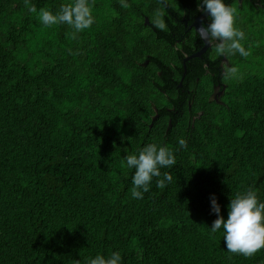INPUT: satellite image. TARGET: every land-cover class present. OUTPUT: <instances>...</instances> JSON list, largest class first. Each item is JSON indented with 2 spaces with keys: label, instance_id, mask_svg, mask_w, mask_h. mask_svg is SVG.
Segmentation results:
<instances>
[{
  "label": "trees",
  "instance_id": "obj_1",
  "mask_svg": "<svg viewBox=\"0 0 264 264\" xmlns=\"http://www.w3.org/2000/svg\"><path fill=\"white\" fill-rule=\"evenodd\" d=\"M126 2L87 0L94 23L73 39L0 0V264H264V248L230 253L210 229L213 195L225 220L237 193L264 203V0H224L247 58L209 46L184 65L204 45L181 20L198 0H166L167 31L151 24L159 0ZM150 143L173 152V180L136 199L124 157Z\"/></svg>",
  "mask_w": 264,
  "mask_h": 264
},
{
  "label": "clouds",
  "instance_id": "obj_2",
  "mask_svg": "<svg viewBox=\"0 0 264 264\" xmlns=\"http://www.w3.org/2000/svg\"><path fill=\"white\" fill-rule=\"evenodd\" d=\"M159 2L162 7L154 11L151 24L156 29L167 31V25L163 18L167 3L166 0H159ZM120 6L124 9L130 7L126 0H120ZM25 7L29 13H36L45 27L57 24L70 26L73 29L71 34L73 39L77 38V33L88 29L94 23L91 7L87 0H73L72 3L63 4L56 14L45 8L37 11V8L29 4L28 0H25ZM198 8L201 12L208 13L210 23L205 25L201 22L197 32L201 39L205 40L209 46L214 47L218 56L234 55L238 52L242 57L247 58L251 54L241 43L245 39V33L234 27L235 8L225 4L224 0H198ZM69 51L71 52V50ZM238 72L239 69L235 66H224L225 79L237 78ZM209 99H218L214 91ZM197 114L194 113V117ZM178 144L181 148L187 147V142L183 138L178 139ZM124 159L128 168L135 169L131 178L133 198L141 199L143 193L149 191L150 182L154 177L159 178L156 187L160 189L165 188L167 183H171L173 180L170 173L162 174L160 171L161 168L172 167L176 163L173 152L166 146L150 143L145 145L138 155L129 154ZM161 176L162 178H160ZM211 211L216 214L217 218L213 221L210 229L215 233L223 228V239L226 249L230 253L252 257L264 248V203L258 201L256 192L252 188L244 193H237L235 198L230 199L226 220L220 215V205L214 195L211 197ZM121 259L119 252H113L107 258L98 254L95 258L90 259L88 264H121ZM74 264H79V261H75Z\"/></svg>",
  "mask_w": 264,
  "mask_h": 264
},
{
  "label": "water",
  "instance_id": "obj_3",
  "mask_svg": "<svg viewBox=\"0 0 264 264\" xmlns=\"http://www.w3.org/2000/svg\"><path fill=\"white\" fill-rule=\"evenodd\" d=\"M208 15V13L206 12H201L195 17L194 21L192 22V25L195 26V30L197 31V28H199L200 24H201V21L203 18H205L206 16ZM145 21H147V19H145ZM203 40V39H202ZM204 42V45L202 48H200L199 50H197L196 52L186 56L183 60V65L185 64V60L187 58H190V57H194V56H199L201 55V53L206 49V47L208 46L207 42L205 40H203ZM180 85V84H179Z\"/></svg>",
  "mask_w": 264,
  "mask_h": 264
},
{
  "label": "flooded vegetation",
  "instance_id": "obj_4",
  "mask_svg": "<svg viewBox=\"0 0 264 264\" xmlns=\"http://www.w3.org/2000/svg\"><path fill=\"white\" fill-rule=\"evenodd\" d=\"M190 5H193V3H192V2L188 3V4L186 5V8H189ZM195 5H196V4H195ZM194 7H197V8H198V5H196V6H194ZM198 9H199V8H198ZM197 15H198V14H197ZM197 15H196V16H197ZM194 19H195V17H194ZM194 19H193V21H194ZM181 20H183V24L186 25V28H187L186 30H187V31L191 30L192 33L195 31L194 33H196L198 36L200 35V34L195 30V26L192 25V22H193V21L189 23V22L187 21V19H185V18H184V19H181ZM201 22H204V23L209 22V16H206L205 18H203ZM201 40H202V39H201ZM195 41H196V40H194V41H192V42H195ZM202 41H203V40H202ZM203 43H204V42H203ZM208 47H209V45L207 46V48H208ZM201 48H202V47H201ZM199 49H200V48H199ZM199 49H198V50H199ZM205 52H206V51H205ZM205 52H204V54H205ZM217 97H218V94H216V98H217ZM193 118H194V115L191 114V119H193Z\"/></svg>",
  "mask_w": 264,
  "mask_h": 264
},
{
  "label": "rangeland",
  "instance_id": "obj_5",
  "mask_svg": "<svg viewBox=\"0 0 264 264\" xmlns=\"http://www.w3.org/2000/svg\"><path fill=\"white\" fill-rule=\"evenodd\" d=\"M214 93H216V94H219L220 93V91L218 90V87H215V89H214ZM213 96V95H212Z\"/></svg>",
  "mask_w": 264,
  "mask_h": 264
}]
</instances>
